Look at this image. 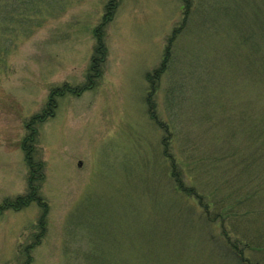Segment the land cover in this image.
Listing matches in <instances>:
<instances>
[{"label":"rangeland","instance_id":"1","mask_svg":"<svg viewBox=\"0 0 264 264\" xmlns=\"http://www.w3.org/2000/svg\"><path fill=\"white\" fill-rule=\"evenodd\" d=\"M109 1L0 0V264H264V0Z\"/></svg>","mask_w":264,"mask_h":264},{"label":"trees","instance_id":"2","mask_svg":"<svg viewBox=\"0 0 264 264\" xmlns=\"http://www.w3.org/2000/svg\"><path fill=\"white\" fill-rule=\"evenodd\" d=\"M120 0H110L108 3L109 7L108 9L110 8V6L112 7V11L114 12L113 14H115L116 12V7L118 5ZM184 1V0H183ZM186 1V0H185ZM184 9V8H183ZM186 9H187V5H186ZM112 12H110L109 14L111 15ZM109 19V18H108ZM112 19V17L110 18V20ZM108 21V20H107ZM105 25L106 24H101L97 31H96V37H97V40H98V45H97V48L95 49V55L93 56L94 59H93V65L91 67V71L89 72V76H88V80L89 81V84H86L82 90L84 89H87V90H90L92 89L95 85H97V82L98 80H100L102 74H103V70H102V67L104 65V62L106 60V55H107V50H106V47H105V43L103 41V37H104V29L105 28ZM176 33V30H174L172 32V35L168 38V41H167V45H166V50H165V57L162 61V63L160 64V66H158V68L153 72V73H149L147 74V83L150 85V92H154L158 86V81H160L162 75L165 73L168 65H167V60H168V55L170 53V46L172 44V40H173V36L174 34ZM176 36V35H175ZM175 39V37H174ZM65 89L66 87L68 86H64ZM71 87H69L70 89ZM66 93V91L64 92H61L58 96H63L64 94ZM148 97H150L148 95ZM53 110H55V105L52 107V113H51V116L54 115V112ZM48 117H35V119L31 121V126L33 128H31V132H30V135L28 138H26L25 141L28 142V145H30L32 147L31 144L34 143L35 141V133H37V129H36V125L39 124V123H42L45 121V119H47ZM264 136V134H263ZM165 140L166 138L163 140V146H164V155L167 159L171 158V159H174L173 157H171L169 155V151H168V147H169V142L165 143ZM171 169H172V177L174 178V182H175V185H176V190L178 191V193L184 195L185 197H192L194 195V189L193 188H188L184 185L183 183V180L182 178L180 177L178 171H177V162L176 160L172 161V165H171ZM192 195V196H190ZM37 196L39 197V194H37ZM194 197V196H193ZM192 197V198H193ZM200 199V198H199ZM39 201V198H37L36 196H34L33 198L31 197L30 199H28L26 201V199H22V197H18L16 200H7L5 203H3V205L0 206V210H8L9 208L10 209H23L25 208L26 206L30 205L31 202L33 201ZM202 203V202H201ZM213 222V221H212ZM220 223L223 225L224 223V218H221L220 220ZM225 234V233H224ZM226 239V238H225ZM224 239V240H225ZM223 240V241H224ZM228 245L231 247V249L234 251L236 257H238L239 259H242L243 261H246L244 256H243V253L240 252L238 249L239 247L238 244L236 242H232L228 237L226 239ZM225 242V241H224ZM29 262V261H28ZM245 264H247L245 262Z\"/></svg>","mask_w":264,"mask_h":264}]
</instances>
